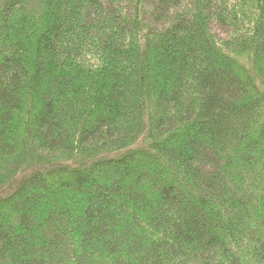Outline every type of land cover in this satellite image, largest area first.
I'll return each instance as SVG.
<instances>
[{
    "label": "trees",
    "instance_id": "1",
    "mask_svg": "<svg viewBox=\"0 0 264 264\" xmlns=\"http://www.w3.org/2000/svg\"><path fill=\"white\" fill-rule=\"evenodd\" d=\"M0 264H264V0H0Z\"/></svg>",
    "mask_w": 264,
    "mask_h": 264
}]
</instances>
